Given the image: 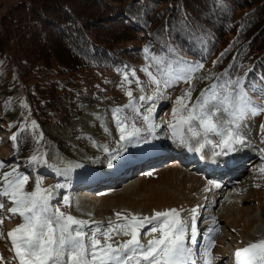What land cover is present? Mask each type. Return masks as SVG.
Wrapping results in <instances>:
<instances>
[{"label": "rangeland", "instance_id": "1", "mask_svg": "<svg viewBox=\"0 0 264 264\" xmlns=\"http://www.w3.org/2000/svg\"><path fill=\"white\" fill-rule=\"evenodd\" d=\"M17 1L20 0H0V16ZM79 12L77 14H80ZM88 14L89 12L85 11L81 15ZM15 27L9 18L4 23H0L1 42L11 54L14 53L11 51L13 41L6 42L5 37L13 36ZM113 27H118V24ZM24 42L28 46L24 51L28 53L31 45L28 44L27 39H24ZM138 43L137 40L132 39L129 44H135L133 47H137ZM139 44L143 46L141 42ZM171 52L174 53V57L167 59ZM144 54L130 70L119 72L108 70L85 75V79L76 86L89 89L88 98L93 105L85 103L84 100H77V95L73 103L70 102L69 97H66L67 95L65 98L55 99V108L64 107L67 110L65 118L59 119V124L45 123L42 128L36 125L39 137L48 144L47 150L39 151V154L43 153L39 157L46 162H32L31 155L24 162H16L15 141L12 139L13 135L16 136V131L12 125L19 117L23 92L19 93L20 99H13L10 104L6 95L0 92V191L6 186L5 173H12L10 178L17 175L27 176L25 191H34L39 181L41 187L53 189L50 201L53 208L59 207L77 218L88 219L90 226L84 229L88 233L97 227L107 230L109 221L117 220L115 215L117 212L151 217L154 212L175 208L179 211L180 218L186 222L189 236L194 222L197 234L207 237L208 244L214 242L210 257L212 264H233L235 252L239 248L264 239V171H261L264 169L263 151L254 147L261 158H254L252 164L244 166L241 176L235 179L229 188L219 192L210 191L213 182L205 179L202 172L198 171L199 168L193 167L194 170H190L174 158L163 161L170 157L166 152H172L170 146L175 143L172 129L170 133L155 138V145L157 143L156 146L164 150L162 155H160L162 152L157 154L160 155L158 158L150 155L158 149L152 150L151 143L148 147L149 140L143 136L136 135L138 141L144 139L143 145L136 141L135 136L131 140L120 139L121 125L131 131L133 123H136L134 119L144 121L143 116L149 115L148 108L152 107L153 103L155 107L150 119L156 126L150 130L156 134L158 130L167 128L164 125L175 120L174 109H178L175 114L177 117L187 116L190 109L197 116L201 115V109L193 106L198 105L201 93L210 90L212 85H217V91H221L219 86L224 83V77L226 78L221 70L223 68V72H226L228 65L221 59L208 64L190 61L171 48L155 56L150 55V51H145ZM158 60L162 62L157 63ZM196 65L203 67L192 72L188 71ZM160 66H163V71L159 70ZM144 69L152 72L158 79L168 81V87L161 84V94L154 101L139 99L142 95H152L156 88ZM12 76H14L12 66L6 68V65L0 62V78L10 80ZM46 81L41 74H38L32 77L29 83L43 84ZM128 91L132 92V97L126 94ZM189 92L190 97L186 95ZM249 94L255 98L254 93ZM181 97L185 98L187 108H181L177 103V99ZM117 109L125 110V114L117 112ZM93 110L99 113L98 117L90 115ZM107 119L110 120V127ZM227 119L229 118L223 113H217L214 117L218 125L225 130L229 127L225 123ZM262 126H264V114L248 118L239 129L243 132L249 131L255 138L254 143H258L259 147L261 145L264 150ZM235 129L234 127L233 131ZM239 129H236L238 134ZM178 131H184V139L195 141L196 149L200 150L204 140L205 145H213L219 143L222 137L218 133H205L198 119L179 126ZM139 144L142 153L137 147ZM206 148L207 145L204 149ZM214 150H216L215 146ZM163 156L164 158L160 160ZM142 158L145 160L142 161ZM29 163H32L36 169L27 171L25 164ZM151 163H153L151 166L147 165ZM76 165L80 167H75ZM69 166L70 170H66ZM57 185L59 187H56ZM65 198L69 202L68 205L64 203ZM0 203L5 204V208L0 210V217L4 218V223L0 225V232L4 233V237L0 238V257L3 258L0 259V264H18L14 259V251L11 250L7 232L16 228L22 222V218L18 215L13 216L7 211L13 206L7 197L0 196ZM192 209H196L195 214ZM152 226L154 225H146L141 230L142 243L146 244L151 238L146 233ZM98 238L101 241L104 239L103 236ZM125 239L128 237L115 236L113 242L117 243ZM188 246L194 250L193 258L196 264H206L209 257H205L204 253L208 247L199 253L190 242Z\"/></svg>", "mask_w": 264, "mask_h": 264}, {"label": "trees", "instance_id": "2", "mask_svg": "<svg viewBox=\"0 0 264 264\" xmlns=\"http://www.w3.org/2000/svg\"><path fill=\"white\" fill-rule=\"evenodd\" d=\"M85 11L89 14L82 16ZM7 18L16 26L14 35L5 37L13 41L14 53L0 39V62L12 66L14 76L0 78V92L9 104L23 92L12 125L16 162L47 150L32 121L40 128L59 124L67 110L54 107L56 98L67 95L73 103L77 95L93 105L89 89L76 84L88 74L130 70L145 51L155 56L171 48L201 64L221 59L228 65L221 70L223 82L242 77L246 89L264 77V0H20L0 23ZM24 39L31 45L28 53ZM132 39L143 46L133 47ZM172 57L173 52L167 59ZM38 74L47 81L31 85ZM25 165L27 171L36 169Z\"/></svg>", "mask_w": 264, "mask_h": 264}, {"label": "snow or ice", "instance_id": "3", "mask_svg": "<svg viewBox=\"0 0 264 264\" xmlns=\"http://www.w3.org/2000/svg\"><path fill=\"white\" fill-rule=\"evenodd\" d=\"M161 62L157 61V63ZM201 67L203 66L196 65L188 71L192 72ZM144 71L156 88L152 95H142L139 99L154 101L161 94V84L168 87V81L158 79L147 69ZM178 79L183 78L178 77ZM217 87L214 84L210 90L202 92L200 102L193 106V108L201 109V115L197 116L190 109L187 116L177 117L175 114L178 109H174L176 123L170 124L169 128L173 130L175 136L179 126L190 124L194 119H198L205 133H218L224 136L220 145L222 152H232L235 151V145L244 143L243 138L237 132L223 129L214 117L217 113L226 114L229 119L225 123L239 129L248 118L264 114V77H261L258 84L247 89L242 77L225 81L219 86L221 89L219 92ZM250 92L255 94V98L249 94ZM126 94L132 97L131 91ZM186 95L190 97V92ZM177 103L181 105V108L188 107L184 97L178 98ZM154 107L153 103L152 107L148 108L149 115L143 116V120L150 127V116ZM32 124L36 126L35 121H32ZM139 132L140 129L135 126L128 131L121 125L120 139L131 140ZM16 138L15 135L12 136L13 140ZM196 151L199 152L200 149L197 148ZM31 161L46 162L36 155L31 157ZM66 170H70V166ZM10 177L12 173L4 174L6 186L0 191V196L7 197L13 205L7 211L13 216L18 215L22 218V222L16 228L7 232L11 250L14 251V259L18 261V264H196L193 258L194 250L188 246L189 242L193 245L196 243L195 224L193 222L189 236L188 226L175 208L154 212L151 217L117 212L115 213L117 220L109 221L107 230L97 227L88 233L84 229L90 226L89 221L66 213L59 207H52L50 204L52 188H43L38 181L34 191H25L27 176ZM64 203L68 205L67 198ZM4 208L5 204L0 203V210ZM192 212L195 214L196 209H192ZM3 223L4 218L0 217V225ZM146 225L154 226L147 231L146 235L151 238L145 244L141 241V230ZM120 235L128 239L114 243V237ZM99 236H103V241L98 238ZM3 237L4 233L0 232V238ZM213 245L214 242L210 243L205 250V257H209L206 264H212L210 257ZM235 257L236 264H264V239L238 249ZM0 259L3 258L0 257Z\"/></svg>", "mask_w": 264, "mask_h": 264}, {"label": "bare ground", "instance_id": "4", "mask_svg": "<svg viewBox=\"0 0 264 264\" xmlns=\"http://www.w3.org/2000/svg\"><path fill=\"white\" fill-rule=\"evenodd\" d=\"M90 115L93 116V117H98L99 113H97V112H95L93 110L92 112H90ZM147 126H148V130L149 131L146 130ZM155 126H156V124L152 121L151 122V127L147 124L143 129L140 130L138 135L139 136H143L144 138H146V140H149L148 141V143H149L148 147L150 146V143H151V146H152L151 149L152 150H153V148L154 149H158V150H154L155 152H153L152 154L149 153L150 150H149V152L147 151L148 154L152 155V157L158 158L160 155H162L164 153V150L161 149L160 146H156L157 143L155 145V138L158 135H161V134H164V133L165 134L168 133L169 132V128L158 130L157 134H156L154 131L150 130V129L154 128ZM140 133L142 135H140ZM144 134H145V136H144ZM155 134H156V136H155ZM175 136H178V137H182L183 136L184 137V131H182V132L178 131L177 135H175ZM134 138L136 139V141L138 143L141 142V144L143 145L144 139L138 141L137 136H135ZM153 141H154V143H153ZM183 141H184V144L186 145L187 148H181L180 149L179 144L176 145V147L178 148V151H176V155L182 160H187V159L195 160L197 158H200V161L195 160L197 162H196V164H194V167L195 168H199L202 171H206V173H207V170H208V173H210L208 175H210V176H218V177H221L222 179L225 180V178L223 177V173L227 172L226 177L229 180H231V179H233V177H235L237 172L241 171V169L243 168V164H244L243 160L241 162L238 161L236 163V161L238 160L237 158L240 157L241 155H243V153H241V152H244L246 150V147L245 146L243 147L242 144H240V146H239L241 149H239V150L235 149V151H232V154H230L228 159H224L226 154L225 153H218L217 150L209 151L211 154H207V153L203 152L205 150L204 149L205 148L204 147V145H205L204 142L201 143V146H202L201 150L199 152H197L195 150L190 149V147H189L193 143L192 142L193 140H189V139L185 140L184 139ZM146 143H147V141H146ZM194 143H195V141H194ZM244 143H246L245 140H244ZM141 144L137 145L138 149L140 150V153H142L141 149L139 147V146H141ZM182 150H184L185 152L182 151ZM159 152H162V153L157 156V154ZM166 154H168L169 156H173V154L171 152H169V151H167ZM164 156L160 157V160L162 158H164ZM195 157H197V158H195ZM248 159H246L245 161H247ZM254 162H256V160ZM254 162H253V164H254ZM151 164H153V163H151ZM213 166L216 168L215 170L211 169V168H213ZM150 168H153V167H150ZM205 179H208V178H205ZM229 180H227V182H229ZM219 188H220V184L218 182H213V184L210 185V191H219V192H221L222 190H224L223 187L221 189H219ZM208 245L209 244L207 243L206 248L208 247Z\"/></svg>", "mask_w": 264, "mask_h": 264}]
</instances>
